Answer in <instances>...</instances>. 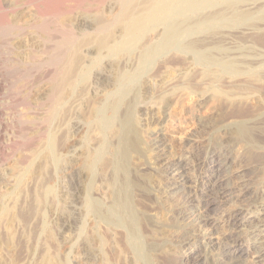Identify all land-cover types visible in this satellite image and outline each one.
Wrapping results in <instances>:
<instances>
[{
  "label": "bare ground",
  "instance_id": "bare-ground-1",
  "mask_svg": "<svg viewBox=\"0 0 264 264\" xmlns=\"http://www.w3.org/2000/svg\"><path fill=\"white\" fill-rule=\"evenodd\" d=\"M108 2L113 4L110 12L104 8ZM261 2L0 0V192L5 185L13 187V191L4 197L2 194L0 200V264H20L23 250H35L33 239L37 235L34 237L33 233L38 232L39 226L43 227L46 204L55 201L52 186L55 173L64 166L69 171L70 160L62 150L69 151L70 134L74 132L75 136L84 135L82 169L91 178L97 177L102 168L109 173L110 201L104 203L92 198V182L85 198L84 210L94 217L96 228L102 233V247L108 244L105 231L114 236L121 232V240L134 255L135 263L153 264L155 248L147 243L141 231L143 218L134 205L138 184L129 166L130 155L138 142L134 117L139 99L137 84L157 60H165L173 51L191 55L206 68L231 75L242 73L236 61L224 56L222 45L205 43L209 39L233 37L234 33L242 32V27L264 18ZM73 14H79L78 25L75 19L68 17ZM152 37L157 39L155 43L151 42ZM103 63L114 66L110 90L100 103L90 105L86 96L91 88L92 73ZM37 95H44L40 97L42 101L34 99ZM78 100H83L84 108L90 111L86 123L74 122L70 127ZM95 130L104 134L95 147L96 154L91 146V142H95L92 141ZM14 154H17L14 165L7 167L6 161ZM186 167L178 163L169 169L175 179L169 187L171 196L187 188L190 178ZM7 170L9 172H5ZM220 171L221 167L216 169L210 187L203 193L205 211L226 196L221 191ZM27 177L30 187L26 184ZM27 192L26 200L23 195ZM238 216L239 210L232 218L236 221ZM22 223L28 224V229L32 224L37 230L32 237L14 238L10 230L22 227ZM237 224L242 229L244 224ZM253 226L264 231V221ZM258 243L264 246V232ZM239 255L242 257L244 253ZM183 259L187 260L188 255L184 254ZM255 259V264H264L263 255L258 254ZM53 262L50 254L44 253L41 264Z\"/></svg>",
  "mask_w": 264,
  "mask_h": 264
},
{
  "label": "rangeland",
  "instance_id": "rangeland-1",
  "mask_svg": "<svg viewBox=\"0 0 264 264\" xmlns=\"http://www.w3.org/2000/svg\"><path fill=\"white\" fill-rule=\"evenodd\" d=\"M112 5V2L105 5L107 12ZM78 15L68 17L78 25ZM233 35L222 40L209 39L205 44L222 45L224 56L236 61L242 73L231 75L206 68L191 55L173 51L165 60H157L137 84L139 99L134 117L138 142L130 155L129 166L138 184L134 205L143 218L141 231L147 243L155 248L153 264H255L258 254L264 256V246L258 243L264 231L253 226L264 221V18ZM156 40L152 37L151 42ZM101 66L92 73L86 96L90 105L100 103L110 90L114 66L109 63ZM40 97L44 95L34 99L42 101ZM75 103L70 127L74 122L86 123L90 111L84 108L83 100ZM95 131L92 141L96 144L91 142L94 151L104 138L102 132ZM81 134H70V149L62 150L70 160L69 171L64 166L55 173L52 182L55 201L45 206L42 222L45 231L39 226L36 233L32 224L28 229L25 223L10 230L14 238H29L33 232L34 237L37 235L33 237L35 250H23L20 264L37 261L41 264L44 253L50 254L53 264H136L134 255L121 240V232L114 236L105 231L108 244L102 247V233L96 228L94 217L84 210L86 190L91 182L92 198L104 203L110 201L111 189L108 170L102 168L97 177L91 178L80 166L84 158ZM16 158L17 154L10 157L6 166L14 165ZM178 163L187 166L190 181L187 188L171 196L169 187L175 179L169 169ZM219 167L223 180L221 191L226 196L205 211L203 193ZM29 180L27 177V185ZM9 185L1 187L0 196L13 191ZM23 197L27 200L28 192ZM237 210L239 216L235 221L232 217ZM202 219L207 223L202 224ZM237 221L244 224L242 229L235 225ZM240 253L244 255L240 257ZM184 254L188 255L187 260L183 259Z\"/></svg>",
  "mask_w": 264,
  "mask_h": 264
}]
</instances>
